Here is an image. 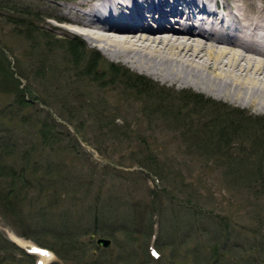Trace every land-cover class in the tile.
<instances>
[{
    "label": "rangeland",
    "instance_id": "1",
    "mask_svg": "<svg viewBox=\"0 0 264 264\" xmlns=\"http://www.w3.org/2000/svg\"><path fill=\"white\" fill-rule=\"evenodd\" d=\"M72 1L0 0V146L11 150L0 163L27 168V187L9 195V209L0 200V264H35L7 242L10 234L57 251L48 264H264V196L228 181L203 156L215 142L199 139L209 115L178 124L164 104L197 93L251 115L264 110L163 83L81 34L61 32L65 23L48 10ZM71 39L80 46L76 56ZM90 64L97 80L83 75ZM18 91L33 103L18 104ZM44 120L50 143L39 132ZM9 179L0 175V194ZM152 217L156 240L148 238ZM66 231L77 240L68 258ZM94 231L111 239L108 248L89 240Z\"/></svg>",
    "mask_w": 264,
    "mask_h": 264
},
{
    "label": "bare ground",
    "instance_id": "2",
    "mask_svg": "<svg viewBox=\"0 0 264 264\" xmlns=\"http://www.w3.org/2000/svg\"><path fill=\"white\" fill-rule=\"evenodd\" d=\"M55 4L48 11L65 24L50 28L81 34L107 57L171 86L264 110V0Z\"/></svg>",
    "mask_w": 264,
    "mask_h": 264
},
{
    "label": "trees",
    "instance_id": "3",
    "mask_svg": "<svg viewBox=\"0 0 264 264\" xmlns=\"http://www.w3.org/2000/svg\"><path fill=\"white\" fill-rule=\"evenodd\" d=\"M67 44L70 53L76 56L78 53L77 48H80L79 43L71 39L68 40ZM74 58V60H78L76 57ZM118 70L120 71V68ZM5 75L4 77L11 79L10 76H7V72H5ZM83 75L92 76L95 80L100 77V73L96 70L95 65L92 64L85 69ZM133 78H135L136 82H146L143 76L137 75ZM12 83H14L16 88V80L12 81ZM158 88L159 90H166L164 86H159ZM189 95L190 102H166L164 104L165 112L169 115L170 120L179 124L185 123L182 120L187 121V118L196 115H209L210 120L199 127L202 133L199 134L202 137L199 139L205 138L215 142L204 147L203 156L213 159L217 167L220 168L222 175L230 179L228 181L233 182V184L240 188L246 187L258 196H264V117L248 114V112L238 108H230L225 105L217 106L216 102H210L212 100L206 99L197 93H190ZM27 98L23 93L21 94L18 91L16 99L18 104L27 105L33 103L30 102L31 100L28 102ZM151 104L153 106L151 111L158 113V111H155L156 108L152 102ZM156 106H159V104L157 103ZM51 128L49 121L44 120L39 130L41 137L49 143L52 142ZM234 141H237L241 148L235 147L237 150H234L231 147ZM3 144L8 145V142H4ZM6 145L3 148L0 146L2 158L11 154V150ZM25 155L26 153L20 159L25 160L27 158ZM26 169L25 165L17 169L12 168L11 165H7L3 161L0 163V175H8L10 178L8 181L10 185L7 186L5 192L0 194V200L4 202V205L6 204L5 207H8V203L11 202L8 201L10 199L8 198L9 195H13V193H15L14 195H19L21 189L27 187L26 179H24V177H27ZM13 200L16 204L18 203L15 201L17 199L14 198ZM193 213L200 215L202 211L200 208H196ZM121 223L122 225L126 224L124 216L121 218ZM71 234L73 233L66 231L65 236L72 241ZM76 241L73 240L71 244H65L68 247H66L67 250L64 251L62 257L68 258L71 252L76 251ZM55 252L58 254L57 251Z\"/></svg>",
    "mask_w": 264,
    "mask_h": 264
},
{
    "label": "water",
    "instance_id": "4",
    "mask_svg": "<svg viewBox=\"0 0 264 264\" xmlns=\"http://www.w3.org/2000/svg\"><path fill=\"white\" fill-rule=\"evenodd\" d=\"M91 239H94V235L92 234L90 236ZM96 243L99 245V246H102V247H108L110 245V239L108 238H103V237H98L95 239Z\"/></svg>",
    "mask_w": 264,
    "mask_h": 264
}]
</instances>
